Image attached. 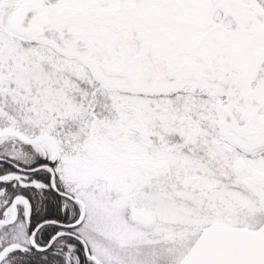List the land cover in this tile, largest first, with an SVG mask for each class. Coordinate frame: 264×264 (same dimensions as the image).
Wrapping results in <instances>:
<instances>
[{
  "label": "snow or ice",
  "instance_id": "snow-or-ice-1",
  "mask_svg": "<svg viewBox=\"0 0 264 264\" xmlns=\"http://www.w3.org/2000/svg\"><path fill=\"white\" fill-rule=\"evenodd\" d=\"M0 264H264V0H0Z\"/></svg>",
  "mask_w": 264,
  "mask_h": 264
}]
</instances>
